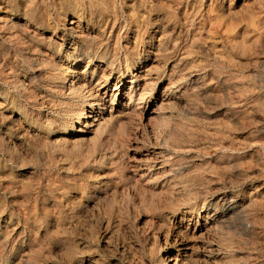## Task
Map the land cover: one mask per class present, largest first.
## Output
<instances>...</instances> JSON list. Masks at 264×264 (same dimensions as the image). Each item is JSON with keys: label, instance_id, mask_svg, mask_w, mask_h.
Wrapping results in <instances>:
<instances>
[{"label": "rangeland", "instance_id": "obj_1", "mask_svg": "<svg viewBox=\"0 0 264 264\" xmlns=\"http://www.w3.org/2000/svg\"><path fill=\"white\" fill-rule=\"evenodd\" d=\"M15 5L0 264H264V0H0V16ZM178 229L200 238L186 262Z\"/></svg>", "mask_w": 264, "mask_h": 264}, {"label": "bare ground", "instance_id": "obj_2", "mask_svg": "<svg viewBox=\"0 0 264 264\" xmlns=\"http://www.w3.org/2000/svg\"><path fill=\"white\" fill-rule=\"evenodd\" d=\"M6 1V0H5ZM25 1V0H24ZM27 1V0H26ZM66 1V0H65ZM70 2V1H69ZM17 3V2H16ZM71 3V2H70ZM88 3V2H87ZM94 3V2H93ZM149 3V2H148ZM37 4V3H36ZM8 5V4H7ZM25 5V4H24ZM49 5V4H48ZM150 5V4H149ZM9 7V6H8ZM25 7V6H24ZM1 8H3V6L1 7ZM97 9V8H96ZM50 10V9H49ZM21 11H23V10H21ZM92 11V10H91ZM39 13V12H38ZM108 14V13H107ZM37 16V15H36ZM21 17V18H20ZM55 17V16H54ZM162 17V16H161ZM160 17V18H161ZM16 19V20H21V19H23V17L18 13V8H17V6L15 5V7H13V6H10L7 10H5V11H3V16H0V25H2V27H3V25L4 24H7V23H10L9 21H11V19ZM107 18V17H106ZM163 18V17H162ZM58 20V19H57ZM111 20V19H110ZM13 21V20H12ZM36 21V20H35ZM23 22H25V21H23ZM22 22V23H23ZM58 22V21H57ZM13 23V22H12ZM27 23V22H26ZM35 23V22H34ZM106 23H109L107 20H106ZM115 23V22H114ZM69 24H75V21L74 20H70L69 21ZM28 25V24H27ZM33 25V24H32ZM39 25V24H38ZM59 25V24H58ZM57 25V26H58ZM115 25V24H114ZM8 27V26H7ZM63 27H64V25H63ZM160 27H162V26H160ZM159 27V28H160ZM68 28V27H67ZM73 28V27H72ZM1 29V28H0ZM28 29V28H27ZM63 29V28H62ZM32 30V29H31ZM72 30V29H71ZM105 30V29H104ZM14 31V30H13ZM12 31V32H13ZM18 31V30H17ZM20 31V30H19ZM25 31V30H24ZM38 31V30H37ZM55 31V30H54ZM73 31V30H72ZM6 32V31H5ZM4 32V33H5ZM22 32V31H21ZM57 33V32H56ZM73 33V32H72ZM77 35V34H76ZM81 35V34H80ZM4 36V35H3ZM73 37H75V36H73ZM84 37V36H83ZM148 37H150V36H148ZM14 38V37H13ZM159 38V37H158ZM77 39V38H76ZM80 39V38H79ZM0 40H1V38H0ZM37 40V39H36ZM52 40V39H51ZM57 41V40H56ZM25 42V41H24ZM52 43V42H51ZM50 43V44H51ZM14 44V43H13ZM32 44V43H31ZM46 44V43H45ZM76 44V43H75ZM103 44V43H102ZM120 44V43H119ZM30 45V44H29ZM44 45V44H43ZM37 46V45H36ZM74 47V46H73ZM71 48V47H70ZM104 49V48H103ZM23 50V49H22ZM25 50V49H24ZM83 51V50H82ZM85 51V50H84ZM91 51H92V49H91ZM51 52H53V51H51ZM77 52V51H76ZM74 54V53H73ZM80 54V53H79ZM85 54V53H84ZM88 54V53H87ZM125 54V53H124ZM33 55V54H32ZM35 55H37V54H35ZM83 55V54H82ZM89 55V54H88ZM101 56H102V54H101ZM118 57V56H117ZM60 60H65L66 61V50H65V52H64V54H63V57H58ZM106 58V57H105ZM108 58V57H107ZM90 59V58H89ZM153 59V58H152ZM32 61V60H31ZM115 61V60H114ZM55 62V61H54ZM108 62H111V60L110 61H108ZM126 62V61H125ZM41 63V62H40ZM65 63V62H64ZM34 64V63H33ZM50 64V63H49ZM88 64V63H87ZM35 66V65H34ZM57 66V65H56ZM87 66V65H86ZM130 66V65H129ZM108 68V67H107ZM50 69V68H49ZM72 70V69H71ZM70 70V71H71ZM41 71V70H40ZM62 71V70H61ZM69 71V70H68ZM69 71V72H70ZM42 72V71H41ZM72 73H74L73 71H71ZM77 72V71H76ZM43 73V72H42ZM66 73V72H65ZM80 73V72H79ZM91 73V72H90ZM93 73V72H92ZM49 74V73H48ZM59 74V73H58ZM67 74V73H66ZM65 74V75H66ZM136 74V73H135ZM153 74V73H152ZM22 75H23V73H22ZM60 75V74H59ZM61 76H63L62 74H61ZM84 76V75H83ZM148 76V75H147ZM34 77V76H33ZM134 77H137V75L136 76H134ZM17 78V77H16ZM20 78V77H19ZM46 78V77H45ZM52 78V77H51ZM56 78H58V77H55V80H56ZM65 78V77H64ZM80 78H81V76H80ZM107 78V77H106ZM138 78V77H137ZM154 78V77H153ZM158 78V77H157ZM156 78V79H157ZM188 78V77H187ZM190 78V77H189ZM15 79V78H14ZM47 79V78H46ZM45 79V80H46ZM59 79V78H58ZM131 79V78H130ZM29 80V79H28ZM51 80V79H50ZM60 80V79H59ZM62 80H64V79H62ZM183 80V79H182ZM14 81V80H13ZM19 81V80H18ZM22 82H24V81H22ZM30 82H31V80H30ZM50 81H48V83H49ZM80 82V81H79ZM29 83V82H28ZM32 83V82H31ZM62 83V82H61ZM71 83V82H70ZM69 83V84H70ZM94 83V82H93ZM143 83V82H142ZM51 84H52V82H51ZM55 84V83H54ZM80 84V83H79ZM89 84V83H88ZM9 85V84H8ZM22 85V84H21ZM24 85V84H23ZM46 85H47V83H46ZM81 85H83V83L81 84ZM97 85V84H96ZM177 85V84H176ZM175 85V86H176ZM5 86V85H4ZM88 86V85H87ZM24 87V86H23ZM77 87V86H76ZM131 87V86H130ZM70 88H73V85L72 86H70ZM138 88V87H137ZM172 88H173V86H172ZM171 88V89H172ZM7 89H8V87H7ZM11 89V88H10ZM83 89H85V88H83ZM128 89V88H127ZM136 89V88H135ZM48 90V89H47ZM140 90V89H139ZM49 91H51V90H49ZM136 91V90H135ZM16 92V91H15ZM51 92H53V91H51ZM66 92V91H65ZM80 92V91H79ZM93 92V91H92ZM113 92V91H112ZM167 92H168V89H167ZM13 93V92H12ZM46 93V92H45ZM126 93V92H125ZM43 94V93H42ZM51 94V93H50ZM73 94V93H72ZM93 94V93H92ZM116 94V93H115ZM172 94V93H171ZM1 95H4L3 93L1 94ZM51 95H53V94H51ZM59 95V94H58ZM127 95V94H126ZM35 96V95H34ZM65 96V95H64ZM72 96V95H71ZM76 96V95H75ZM59 97V96H58ZM93 97V96H92ZM167 97V96H166ZM55 98V97H54ZM57 98V97H56ZM55 98V99H56ZM63 97H61V99H62ZM52 99V98H51ZM71 99V98H70ZM77 99H78V97H77ZM176 99V98H175ZM57 100V99H56ZM91 100V99H90ZM89 100V101H90ZM128 100V99H127ZM92 101V100H91ZM160 101V100H159ZM166 101V100H165ZM130 102V101H129ZM168 102V101H167ZM16 103V102H15ZM14 103V104H15ZM20 103V102H19ZM33 103V102H32ZM77 103V102H76ZM162 103V102H161ZM72 104V103H71ZM25 105V104H24ZM28 105V104H27ZM30 105V104H29ZM38 105V104H37ZM68 105H70V103L68 104ZM159 105V104H158ZM20 106V105H19ZM71 106H73V105H71ZM102 106V105H101ZM132 106V105H131ZM163 106V105H162ZM185 106V105H184ZM6 107H7V105H6V102L3 100V99H0V118H1V120H2V110L3 109H6ZM28 107V106H27ZM64 107V106H63ZM66 107H68V106H66ZM76 107H77V105H76ZM100 107V106H99ZM34 108V107H33ZM56 108V107H55ZM58 108V107H57ZM60 108V107H59ZM73 108V107H72ZM109 108V107H108ZM112 108V107H111ZM130 108V107H129ZM157 108V107H156ZM162 108V107H161ZM164 108V107H163ZM35 109V108H34ZM41 109V108H40ZM54 109V108H53ZM60 109H62V108H60ZM59 109V110H60ZM87 109V108H86ZM97 109V108H96ZM154 109V108H153ZM151 110V114L153 113V114H156V112L157 111H155V110ZM69 110V109H68ZM74 110V109H73ZM84 110V109H83ZM157 110V109H156ZM20 111V110H19ZM27 111V110H26ZM31 111V110H30ZM52 111V110H51ZM77 111H78V109H77ZM56 112H57V110H56ZM62 112V111H61ZM70 112V111H69ZM63 113V112H62ZM83 114V113H82ZM100 114V113H99ZM111 114V113H110ZM5 115V114H4ZM8 115V114H7ZM55 115V114H54ZM165 115V114H164ZM33 116V115H32ZM37 116V115H36ZM39 116V115H38ZM63 116V115H62ZM146 116V115H145ZM66 117V116H65ZM84 117V120L85 121H88L87 123H86V125L87 126H89V127H93L94 129H96L99 125H100V121H99V119L101 118V117H99V115H98V117L96 116V114H95V112H94V110L93 109H90V111H88V113L87 114H85V116H83ZM153 117V116H152ZM80 118V117H79ZM105 118V117H104ZM110 118V117H109ZM159 118V117H158ZM164 118H165V116H164ZM152 119V118H151ZM150 119V120H151ZM9 120V119H8ZM21 120V119H20ZM72 120V119H71ZM104 120V119H103ZM102 120V121H103ZM156 120L158 121V119L156 118ZM13 121V120H12ZM32 121V120H31ZM148 121V120H147ZM168 121V120H167ZM8 122H10V120L8 121ZM46 122V121H45ZM79 122V121H78ZM108 122V121H107ZM113 122V121H112ZM150 122V121H149ZM148 122V123H149ZM154 122V121H153ZM161 122H163V121H161ZM0 123H2V122H0ZM5 123V122H4ZM14 123V122H13ZM16 123V122H15ZM18 123V122H17ZM71 123V122H70ZM158 123V122H157ZM159 123H160V121H159ZM158 123V124H159ZM12 124V123H11ZM47 124V123H46ZM52 124V123H51ZM79 124V123H78ZM154 124V123H153ZM157 124V125H158ZM160 124H162V123H160ZM168 124V123H167ZM8 125V124H7ZM14 125V124H13ZM23 125V124H22ZM85 125V124H84ZM156 125V124H155ZM10 126V125H9ZM163 126H164V123H163ZM14 127H16V126H14ZM21 127V126H20ZM54 127V126H53ZM150 127H151V125H150ZM158 127V126H157ZM165 127V126H164ZM17 128V127H16ZM22 128V127H21ZM92 128V129H93ZM161 128V127H160ZM167 128H168V126H167ZM7 129V128H6ZM20 129V128H19ZM26 129V128H25ZM32 129V128H31ZM36 129V128H35ZM53 129V128H52ZM82 129V128H81ZM155 129V127L153 128V130ZM158 129L159 128H157V130L155 131L154 130V132H152V136L151 137H153V140H154V142H155V144L157 143H159V139L161 138L160 136H161V132H162V130H161V132H158ZM163 129V128H162ZM165 129V128H164ZM11 130V129H10ZM18 130V128L16 129V131ZM22 130H23V128H22ZM15 131V132H16ZM28 131V130H27ZM148 131V130H147ZM9 132V131H8ZM29 132V131H28ZM31 132V131H30ZM149 132V131H148ZM166 132V131H165ZM19 133V132H18ZM9 134V133H8ZM14 134V133H13ZM149 134V133H148ZM17 135H19V134H17ZM165 136V135H164ZM163 136V137H164ZM19 137V136H18ZM22 137V136H21ZM32 137V136H31ZM150 137V138H151ZM9 138V137H8ZM20 138V137H19ZM149 138V139H150ZM5 139H7V138H5ZM17 139V138H16ZM56 139V138H55ZM27 140V139H26ZM29 140H31V139H29ZM162 140H163V138H162ZM7 141V140H6ZM8 142V141H7ZM30 142V141H29ZM153 142V141H152ZM16 143V142H15ZM162 143V142H161ZM7 144V143H6ZM20 144V143H19ZM18 144V145H19ZM156 144V145H157ZM154 147V146H153ZM159 148H161V147H159ZM40 149V148H39ZM43 149V148H42ZM162 149V148H161ZM37 150H38V148H37ZM148 150V149H147ZM164 150V149H163ZM149 153V152H148ZM151 154L152 155H159V156H161L162 154H161V150H158V151H151ZM149 156V155H148ZM162 157V156H161ZM160 157V158H161ZM153 158H156V157H153ZM163 159V158H162ZM153 160H155V159H153ZM156 161H158V160H156ZM152 162V161H151ZM149 163V162H148ZM151 165V164H150ZM156 165V164H155ZM152 166V165H151ZM151 166H148L147 168H146V171L147 172H151L150 171V168H152ZM166 167V166H165ZM168 167V166H167ZM163 163H160V165H158L154 170H153V172H155L158 176H162L163 175V173H164V170H163ZM139 171V170H138ZM152 172V173H153ZM172 173V172H171ZM173 174H176V173H174L173 172ZM169 175V174H168ZM172 175V174H171ZM140 176H142V175H140ZM164 178V177H163ZM167 178V177H166ZM168 179V178H167ZM161 180V179H160ZM164 180V179H163ZM174 180V179H173ZM167 181V180H166ZM162 182V181H161ZM137 187V186H136ZM189 205V204H188ZM187 205V206H188ZM182 208V207H181ZM185 208V207H184ZM186 209V208H185ZM14 210V209H13ZM175 211V210H174ZM191 216V215H190ZM205 216H207V215H205ZM204 216V217H205ZM189 217V216H188ZM197 218V217H196ZM206 218V217H205ZM184 219V218H183ZM189 220V219H188ZM188 220H187V222H188ZM209 223V222H208ZM194 224V223H193ZM189 225V224H188ZM187 226V225H186ZM177 228V227H176ZM175 228V229H176ZM188 227H185V230L187 229ZM193 229V228H192ZM194 230H195V228H194ZM197 232V231H196ZM201 233V232H200ZM209 233V232H208ZM170 234H171V232H170ZM174 235V234H173ZM175 242H178V244L182 247L181 248V250H182V255H181V257L183 258L182 260H185V262L189 259V254H187V250L189 251V250H191V248H192V245H191V243H189V242H193L195 239H200V238H198L197 237V235L195 236L194 234H192L191 236H188V235H186V234H184V233H182L181 232V230L180 229H178L176 232H175ZM207 236V235H206ZM209 236V235H208ZM212 236V235H211ZM170 237V236H169ZM180 237V238H179ZM208 238H210V236L208 237ZM171 239V238H170ZM212 239H214V238H212ZM211 239V240H212ZM216 239V238H215ZM209 240V239H208ZM203 241V240H202ZM201 241V242H202ZM205 241V240H204ZM212 241H215V240H212ZM174 242V243H175ZM205 242H208L207 240L205 241ZM197 243V242H196ZM218 244H217V246H219V242H217ZM203 245V244H202ZM221 245V244H220ZM175 246V245H174ZM209 246V245H208ZM211 246V245H210ZM201 247V246H200ZM221 247V246H220ZM208 248V247H207ZM215 248V247H214ZM222 248V247H221ZM196 249V248H195ZM194 250V249H193ZM200 250V249H199ZM215 250H216V248H215ZM222 250V249H221ZM203 251H204V249H203ZM213 250H211L210 252H212ZM195 252V251H194ZM206 252H208V251H206ZM221 252V251H220ZM199 253V252H198ZM217 254H218V252H217ZM203 255L207 258V257H209L208 255H210V254H208V253H203ZM87 257V256H86ZM176 257V256H175ZM85 260V259H84ZM172 260V259H171ZM198 260V259H197ZM201 260H203V259H201ZM173 261H174V263L173 264H175L176 262H177V260L176 259H173ZM203 261H206V260H203ZM164 263V262H163ZM178 263V262H177ZM202 263V262H201ZM206 263V262H205ZM207 264H209V263H207Z\"/></svg>", "mask_w": 264, "mask_h": 264}]
</instances>
